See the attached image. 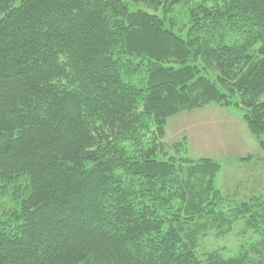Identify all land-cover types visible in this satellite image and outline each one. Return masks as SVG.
<instances>
[{"label": "trees", "instance_id": "obj_1", "mask_svg": "<svg viewBox=\"0 0 264 264\" xmlns=\"http://www.w3.org/2000/svg\"><path fill=\"white\" fill-rule=\"evenodd\" d=\"M213 104L264 160V0H0V264H264V196L164 142ZM238 220L262 259L200 254Z\"/></svg>", "mask_w": 264, "mask_h": 264}, {"label": "rangeland", "instance_id": "obj_2", "mask_svg": "<svg viewBox=\"0 0 264 264\" xmlns=\"http://www.w3.org/2000/svg\"><path fill=\"white\" fill-rule=\"evenodd\" d=\"M213 105L182 112L170 118L166 127L165 144L172 146L186 139L188 157L195 160L212 159L220 163L221 171L216 176V187L229 200L241 203L255 196H264L263 152L242 119V109ZM170 153L175 154L174 151ZM180 154H183L182 151ZM246 179L248 184H242ZM234 191L238 193L235 194ZM223 229H212L200 240V254L218 251L226 257L237 256L242 253L240 250L243 245H251L250 258H263L252 249L255 243L261 241L254 235V230L243 237L240 234L247 229L245 220L235 222L229 233H222ZM255 247L260 250L262 248Z\"/></svg>", "mask_w": 264, "mask_h": 264}, {"label": "crops", "instance_id": "obj_3", "mask_svg": "<svg viewBox=\"0 0 264 264\" xmlns=\"http://www.w3.org/2000/svg\"><path fill=\"white\" fill-rule=\"evenodd\" d=\"M210 106H212V105H210ZM214 106V105H213ZM216 106V105H215ZM219 107V106H218ZM207 108V107H206ZM221 108H224V107H221ZM245 184V185H247L248 184V180L246 179V180H243V182H242V184ZM236 185H238V187H240V185H239V183H236ZM243 188H245V187H243ZM249 190L251 189V188H248ZM234 193L235 194H237L238 193V191H234Z\"/></svg>", "mask_w": 264, "mask_h": 264}]
</instances>
